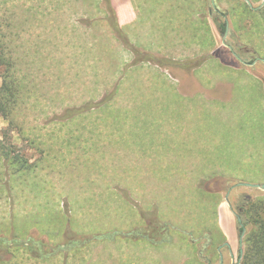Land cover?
<instances>
[{
    "label": "rangeland",
    "instance_id": "374dc122",
    "mask_svg": "<svg viewBox=\"0 0 264 264\" xmlns=\"http://www.w3.org/2000/svg\"><path fill=\"white\" fill-rule=\"evenodd\" d=\"M215 4L124 0L121 25L111 0H0V264H240L242 199H264L240 185L264 184V5Z\"/></svg>",
    "mask_w": 264,
    "mask_h": 264
},
{
    "label": "trees",
    "instance_id": "16d2710c",
    "mask_svg": "<svg viewBox=\"0 0 264 264\" xmlns=\"http://www.w3.org/2000/svg\"><path fill=\"white\" fill-rule=\"evenodd\" d=\"M3 64H5V62H3ZM1 90L3 93V106L1 105V107H4V117L8 118L9 115L12 114L13 107L18 99V87L16 81L9 75H6ZM237 217L240 218V221H238L240 224V234L245 230V236L243 238V254L240 264H264V199L255 200L250 195H246L242 199V206ZM140 233L142 238L150 237L149 231L145 232L144 230H140ZM126 236L130 239L134 237H132L130 233L126 234ZM0 241L3 243L4 238H1ZM160 241L164 243L167 242V239ZM32 244V240L20 243V245H24V247L30 252L35 250ZM0 250L3 251L5 248L1 245ZM34 253L36 254V252ZM53 255L46 254L43 255V257Z\"/></svg>",
    "mask_w": 264,
    "mask_h": 264
},
{
    "label": "crops",
    "instance_id": "0c3cea01",
    "mask_svg": "<svg viewBox=\"0 0 264 264\" xmlns=\"http://www.w3.org/2000/svg\"><path fill=\"white\" fill-rule=\"evenodd\" d=\"M112 1V5H113V7L115 6V8H116V11H117V14H119L118 16H120V24L122 25V23L123 22H126V20H125V18L127 17V15H126V13H125V9H123V5H121V3H122V1H124V0H111ZM105 6L106 5H104V9L103 10H105L106 8H105ZM102 10V9H101ZM131 18H134V13L132 12L131 13V15H130V19ZM130 21V20H129ZM146 23V22H145ZM214 38L216 39V35H215V33H214ZM176 71H178V72H180V73H182L183 75H185L184 73H183V68H179V67H177V69H176ZM192 79H194L192 76H190ZM189 85H191V84H189ZM187 89H192V88H187ZM220 208H221V212H225L226 211V207H225V204L222 202L221 204H220ZM226 213H227V211H226ZM228 214V213H227ZM223 215V214H222ZM223 222V221H222ZM228 234V233H227ZM28 240V239H27ZM26 239L24 240V241H27ZM125 240V239H124ZM121 241H123V240H121ZM126 241V243L131 247V245L133 244V242H132V239H127V240H125ZM142 243L144 244L143 246H142V249L146 252V254H148L149 255V257H151L150 255L152 254V250H153V248H156V247H158V246H154V244H153V242H152V240H151V238L149 237V238H143V241H142ZM229 244V243H228ZM142 250V251H143ZM144 252V253H145ZM149 252V253H148ZM142 254H140V255H138V256H136V257H140ZM47 258V257H46ZM152 258V257H151ZM37 259H39V258H37ZM42 259H44V257L42 258ZM5 262H7V261H5Z\"/></svg>",
    "mask_w": 264,
    "mask_h": 264
},
{
    "label": "water",
    "instance_id": "95a60500",
    "mask_svg": "<svg viewBox=\"0 0 264 264\" xmlns=\"http://www.w3.org/2000/svg\"><path fill=\"white\" fill-rule=\"evenodd\" d=\"M246 2H247V4L252 8V9H254V10H256V9H259V8H261L263 5H264V0L262 1V4L257 8V7H254L253 6V4H252V2L250 1V0H245ZM212 5L215 7L216 6V4H215V0H212ZM227 33L228 32H226V34L223 36V44L224 45H226V46H228L226 43H225V39L227 38ZM229 48H230V46H228ZM240 60V59H239ZM240 185H244V186H247V187H251V188H258V189H261V190H264V184H240ZM231 206V205H230ZM238 220L240 221V218H238ZM244 236H245V230H244V232L242 233V235H241V254L243 253V238H244ZM226 245L227 246H229V244L228 243H226ZM231 254L233 255V253L231 252ZM223 260V256H222V254H221V261Z\"/></svg>",
    "mask_w": 264,
    "mask_h": 264
}]
</instances>
